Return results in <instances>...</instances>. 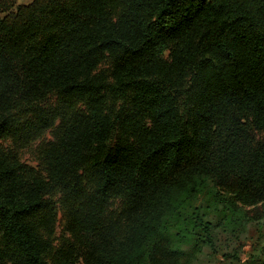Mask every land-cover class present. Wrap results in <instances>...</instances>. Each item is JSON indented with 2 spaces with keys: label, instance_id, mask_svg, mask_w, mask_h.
Instances as JSON below:
<instances>
[{
  "label": "trees",
  "instance_id": "16d2710c",
  "mask_svg": "<svg viewBox=\"0 0 264 264\" xmlns=\"http://www.w3.org/2000/svg\"><path fill=\"white\" fill-rule=\"evenodd\" d=\"M16 3L0 264H204L251 228L264 264V0Z\"/></svg>",
  "mask_w": 264,
  "mask_h": 264
},
{
  "label": "rangeland",
  "instance_id": "374dc122",
  "mask_svg": "<svg viewBox=\"0 0 264 264\" xmlns=\"http://www.w3.org/2000/svg\"><path fill=\"white\" fill-rule=\"evenodd\" d=\"M33 0H17V5H28ZM3 14L0 13V16ZM23 161L31 165H35V161L31 154H23ZM251 215L259 219L264 220V205H260L255 209H251ZM249 241L248 239H242L240 242H236L232 237L227 235H221L218 238V251L219 255L216 258H205L204 264H248L251 257L256 254V245L258 243V232L255 228L249 230ZM208 253V252H207ZM209 254V253H208ZM236 254L240 263H236L235 260L231 258H223L224 255L231 256Z\"/></svg>",
  "mask_w": 264,
  "mask_h": 264
}]
</instances>
